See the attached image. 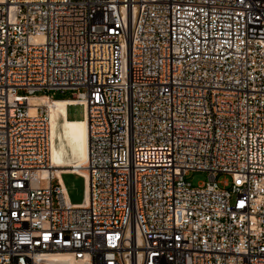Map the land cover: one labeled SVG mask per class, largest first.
Here are the masks:
<instances>
[{
    "label": "built area",
    "instance_id": "1",
    "mask_svg": "<svg viewBox=\"0 0 264 264\" xmlns=\"http://www.w3.org/2000/svg\"><path fill=\"white\" fill-rule=\"evenodd\" d=\"M65 92L89 133L80 206L39 176L28 103ZM55 255L264 264V0H0V264Z\"/></svg>",
    "mask_w": 264,
    "mask_h": 264
},
{
    "label": "bare ground",
    "instance_id": "2",
    "mask_svg": "<svg viewBox=\"0 0 264 264\" xmlns=\"http://www.w3.org/2000/svg\"><path fill=\"white\" fill-rule=\"evenodd\" d=\"M30 113L35 114L36 108L45 110L49 120L50 170L43 171L40 177L53 176L61 182L64 174H75L87 178L83 169L88 159L89 133L86 121L68 119L67 108L74 105L70 100H51L44 97L31 98L28 101ZM85 191V190H84ZM85 193V192H84ZM48 264H83L70 256L55 255L48 259Z\"/></svg>",
    "mask_w": 264,
    "mask_h": 264
},
{
    "label": "rangeland",
    "instance_id": "3",
    "mask_svg": "<svg viewBox=\"0 0 264 264\" xmlns=\"http://www.w3.org/2000/svg\"><path fill=\"white\" fill-rule=\"evenodd\" d=\"M41 95H43V93L37 94V96H41ZM71 97L72 96L70 92H65V93H56L53 98L70 99ZM67 115H68V119L70 120L83 121L82 106H73L67 108ZM186 180L190 182L192 186L197 187L198 185H201L202 183L207 181V174L204 172H191L187 175ZM224 180H229V177L224 175L218 176L219 182H222ZM61 182L65 190V194L69 204L72 206L82 205L85 197V193H84L85 185L83 179L75 175L64 174L61 176ZM55 184L56 183L54 182L53 186H55Z\"/></svg>",
    "mask_w": 264,
    "mask_h": 264
},
{
    "label": "trees",
    "instance_id": "4",
    "mask_svg": "<svg viewBox=\"0 0 264 264\" xmlns=\"http://www.w3.org/2000/svg\"><path fill=\"white\" fill-rule=\"evenodd\" d=\"M54 100H64V99H54Z\"/></svg>",
    "mask_w": 264,
    "mask_h": 264
}]
</instances>
